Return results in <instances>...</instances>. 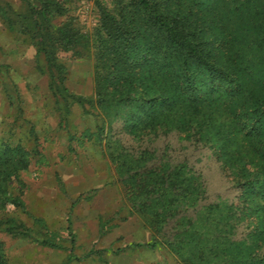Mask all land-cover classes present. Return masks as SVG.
I'll return each mask as SVG.
<instances>
[{"label":"rangeland","instance_id":"1","mask_svg":"<svg viewBox=\"0 0 264 264\" xmlns=\"http://www.w3.org/2000/svg\"><path fill=\"white\" fill-rule=\"evenodd\" d=\"M153 1L169 15H185L188 38L215 72L193 57L180 59L143 13L132 56L102 60L101 9L134 10L138 0H63L68 11L53 24L64 21L83 35L62 51L60 88L71 94L63 98L50 84L39 37L16 30L26 21V2L0 0V177L16 172L0 183L7 264H185L167 244L135 245L152 242L153 231L132 209L126 177L106 147L115 113L120 127L137 122L123 131L164 166L192 153L194 167L193 153L200 158L202 206L219 214L195 235L207 264H264V0L233 18L231 0ZM104 66L110 77L98 78ZM150 106L148 123L139 124ZM141 152L128 146L116 156L128 166ZM20 224L49 244L13 231Z\"/></svg>","mask_w":264,"mask_h":264},{"label":"trees","instance_id":"2","mask_svg":"<svg viewBox=\"0 0 264 264\" xmlns=\"http://www.w3.org/2000/svg\"><path fill=\"white\" fill-rule=\"evenodd\" d=\"M24 1L27 8L26 21L19 24L18 29H16L15 24L7 18L8 27L26 34L33 39L32 41H34V37H39V41L35 43L40 44L39 52L42 51L45 55L51 79L50 84H53L52 87L55 91L61 90L60 93L65 98L71 94H69L68 88H60V84L63 83L65 78L63 70L66 69L65 64L60 62L61 58H65L62 51L81 44L83 35L64 21H61L58 25L53 24L54 20L65 15L64 13L68 11L67 4H63V0ZM203 4L204 0H200V6ZM135 5L137 6L134 7V10L127 11L101 9L98 32L100 48L98 53L100 58L103 57L102 60L106 56L110 57L117 54H122L125 57L132 56L137 47L138 33H140V29L135 24L139 15L143 13L145 22L150 25V29L154 28L152 33L155 32V35L161 41L166 40L168 44L176 45L180 59L186 61L187 58L193 57L198 65L215 72L206 63L207 59L202 58L198 43L188 38L189 23L182 12L177 11L174 15H169L167 10L157 7L153 0H138ZM252 7V0H231L226 10L229 16L233 18ZM49 29L51 33L48 31ZM43 32L50 34L45 37ZM133 57L136 58V56ZM104 69L107 74L98 78L110 77L107 66H104ZM225 73L223 76L224 81L231 79L229 72L225 71ZM97 84L99 89L100 83L97 82ZM132 99L133 101L137 100L136 97ZM139 113L141 118L138 123L147 124L152 116V107L143 109ZM119 118L120 113L111 116L112 124H110L109 132H107L109 136L106 139V147L111 151L115 163H119L118 167L126 177L125 181L129 185L128 195L132 209L144 215L145 223L153 231L152 242L135 243V245L155 248L159 243H164L171 248V251L179 255L185 264H207L206 256L209 253H206V250L196 242L195 235L200 232L203 233L206 221L213 220L217 215L219 217V214L216 208L211 210V208L202 206L201 202L205 194L202 193L201 182L199 181L202 179L200 158L194 152V167L191 161L192 153L189 155V160L188 158L178 159L174 164L166 167L160 157L153 156L154 152L149 151L145 143L129 138L126 135L127 132L123 131L132 123L137 122L132 119L128 126L120 127V124H118ZM103 132H101V135ZM143 141L146 142V140ZM128 146L129 148L140 146L142 149L140 155L142 156L137 157L136 164L127 166L125 165L127 159H122V157L116 155L126 150ZM195 158H198L199 162ZM121 162L123 163L122 166ZM195 166L200 171H197ZM15 175L16 172L12 169L7 172L4 171L3 176L0 177V183H4L5 187L6 182L12 180ZM184 198L187 200H184L186 203H182ZM14 202L19 203L17 200ZM208 207H212V204ZM16 229L23 237L31 239L35 243L46 246L49 244V240L37 236L24 224H20L13 231ZM3 252V243L0 241V264H7Z\"/></svg>","mask_w":264,"mask_h":264}]
</instances>
